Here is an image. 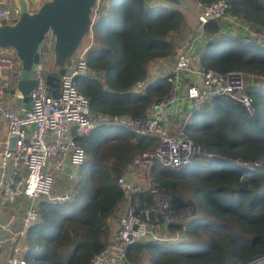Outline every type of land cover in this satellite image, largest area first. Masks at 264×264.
<instances>
[{"label": "trees", "instance_id": "16d2710c", "mask_svg": "<svg viewBox=\"0 0 264 264\" xmlns=\"http://www.w3.org/2000/svg\"><path fill=\"white\" fill-rule=\"evenodd\" d=\"M193 1L207 6L216 0ZM226 2L227 13L249 25L255 37L222 34L221 26L210 22L203 27L206 41L199 65L205 70L264 78V45L256 37L264 33V0ZM191 16L161 0L100 2L85 61L103 74L104 81L88 76L74 79L90 110L139 120L153 103L167 98L171 93L167 77L151 82L141 93L131 90L148 78L150 63L177 55L178 44L200 30L198 23L193 26ZM263 83L261 91L250 94L253 116L237 103L214 99L193 110L189 124H179L178 130H184L203 150L189 165L169 170L152 162L145 167L150 182L162 191H190L191 200L174 199L177 210H189L192 218L185 227L167 226L172 235L181 236L165 243L144 241L129 246V264H141L143 253L149 264H250L264 257ZM74 138L86 161L78 169L69 200L39 201L38 222L28 230L20 255L28 264H91L105 248L108 219L124 199L117 180L134 157L159 145L156 136L115 124ZM251 163L258 167L245 168L244 164Z\"/></svg>", "mask_w": 264, "mask_h": 264}, {"label": "built area", "instance_id": "2783aa9c", "mask_svg": "<svg viewBox=\"0 0 264 264\" xmlns=\"http://www.w3.org/2000/svg\"><path fill=\"white\" fill-rule=\"evenodd\" d=\"M45 1L27 0L29 11H35ZM99 5L100 0L92 10L93 21ZM196 10L200 26L197 39L203 38V27L210 22L218 23L221 32L224 29L236 32L232 28L245 25L227 13L226 0H216L207 6L196 3ZM19 12L18 6L0 8V24H14ZM243 30L255 37L250 27ZM256 37L264 45V33ZM48 42L49 39L44 41L29 110L22 109L24 103L16 88L20 68L15 53L0 48V209L13 207L21 198L26 200L18 229L13 228L11 222L0 221V234L4 236L0 247L10 245L13 254L8 264H28L20 255L28 230L38 222L39 201H53L51 193L56 179L67 177L69 181L75 182L78 169L85 163V152L76 143L75 136H86L107 124L125 126L140 135L156 136L158 147L134 157L131 165L134 168L147 167L156 162L169 170H179L189 165L197 154H203V150L184 130L172 132L169 129L168 114L175 112L172 107L181 94L190 102L192 111L202 109L214 99H225L241 105L247 115L253 116V99L245 92V87L261 85L264 81V78L256 75L237 71L220 73L205 70L200 65L195 67L192 63L193 47L189 45L175 56L171 74L166 76L171 84L170 95L153 103L143 118L133 120L118 115L93 113L87 98L77 90L74 79L88 76L103 82V74L90 69L85 61V53L78 52L73 65L59 77L54 97L46 83L47 73L43 65L45 58L50 57ZM150 83L148 78L139 81L131 92L141 93ZM2 124L5 131L1 130ZM244 166L253 170L258 167V163ZM117 184L124 194V210L117 229L108 238L105 248L91 260V264H129L126 260L129 246L149 238L169 241L167 238L160 239L159 235L167 232V226L174 224L179 213L172 191H162L151 182L142 189L123 177L117 180ZM70 194L69 190L56 201H67ZM140 195L149 196L151 200H142ZM263 260L264 257L258 258L250 264H259Z\"/></svg>", "mask_w": 264, "mask_h": 264}, {"label": "water", "instance_id": "95a60500", "mask_svg": "<svg viewBox=\"0 0 264 264\" xmlns=\"http://www.w3.org/2000/svg\"><path fill=\"white\" fill-rule=\"evenodd\" d=\"M99 0H47L36 11L19 1V17L12 24H0V48L15 53L19 64L17 91L22 96L24 110L30 109L31 92L41 62L44 41L57 75L46 74V83L56 97L59 77L69 69L85 38L91 36L92 10ZM172 7H184L181 0H161ZM261 85H247L245 92L261 91Z\"/></svg>", "mask_w": 264, "mask_h": 264}, {"label": "crops", "instance_id": "0c3cea01", "mask_svg": "<svg viewBox=\"0 0 264 264\" xmlns=\"http://www.w3.org/2000/svg\"><path fill=\"white\" fill-rule=\"evenodd\" d=\"M19 1H21V0H2V4L0 5V8H9V7H13V6L19 7V4H18ZM24 1L27 3V0H24ZM188 4H189L188 2L186 4H184V7H183L184 10H188V9H186ZM194 6L196 8V3L194 4ZM191 18H192L193 26H195L197 24V19H196L197 18V12H196V16L192 15ZM232 31H233V29H232ZM199 32H200V30L197 32H194V34L192 33L191 36L186 40L185 43H183V44L181 43L182 49L184 47L192 45V47H193L192 63H193V66H195V67H197L199 65L198 57H199L201 51L203 50V46H204V43L206 41L205 36H203V38H201V39L196 38V36L198 35ZM230 32H231V30L226 29V31L222 32V34H231ZM7 53L9 54L10 51ZM175 56H173L172 58H166V59H162V60L160 59V60H157V61L150 63L149 68H148V80L150 82L154 83L159 78L169 76L171 74L172 67L174 65ZM43 65L45 67V71L47 74H50V75H57L58 74V68H56L53 65V61L51 59V56L45 58ZM17 104H19V103H17ZM16 108L18 109L19 105ZM172 109H175V112L168 114V119L170 121L169 122V125H170L169 129H170V131L174 132V131L178 130V128H176L175 126L177 124L182 123V121L184 120V116L189 113L188 112L189 109H191V111H192V108H191L190 102L187 101L185 99V97L181 94V96L176 101L175 106H173ZM1 130L5 131L4 124H2ZM136 170L137 169L134 168L132 165L127 167L126 172L123 176L124 179L127 182H130V180L134 181L135 180L134 175H136V176L140 175V173H137ZM52 198H53L52 202H57L56 199L59 197H52ZM25 206H26V200L21 198L18 200L17 204L14 205L13 207H10L7 209H0V221L2 223L11 222L13 228L18 229L20 227V222H21L22 215L24 213ZM123 210H124V205L122 202L115 209L114 214L108 219V226H107L108 238H110V236L113 234V232L117 229L118 220H119V217L122 214ZM3 239H4V236L1 233L0 234V242ZM23 245H25V240L23 241ZM0 249H2V251H3L1 253V256H0V264H8L9 260L13 256V254H12L10 259L8 257L10 255V254H8V251L10 253L12 252L10 245H7V244L3 245L2 247H0Z\"/></svg>", "mask_w": 264, "mask_h": 264}, {"label": "rangeland", "instance_id": "374dc122", "mask_svg": "<svg viewBox=\"0 0 264 264\" xmlns=\"http://www.w3.org/2000/svg\"><path fill=\"white\" fill-rule=\"evenodd\" d=\"M181 1H183L184 4H186L188 2L189 4L187 5V8H186L188 10H185V11L189 12L191 15L196 16V12L197 11H196V8L194 6V4H195L194 1L193 0H181ZM100 2L105 4L106 0H100ZM39 7H37L36 10ZM174 8L180 9V8H183V6L182 7H174ZM246 27L249 28V25H246V24L244 25L243 24L242 27H239L237 25V26H235L236 29L232 28L236 32H230V33L238 35V36H244V35L248 34V33H246L243 30ZM224 31H226V30L224 29ZM224 31L222 30V32H224ZM91 46H92V39H91V36H89V37L85 38L84 41L82 42V44L80 46V49H79V53H85L87 51V49H89ZM178 46H179L178 47L179 50L181 51V49H182L181 44H178ZM20 99H22V97H20ZM21 107H22V109H24V104L21 105ZM188 112L189 113L184 116V120H183V122L185 121L186 124H189L190 121L192 120V117H193V111H191V109H189ZM175 127L179 128V124H177ZM201 162H202V164H207V163H205L206 162L205 160H201ZM136 169H137L136 170L137 173H140V175H137V176L134 175L135 180L134 181L130 180L129 183L132 184V185H138L142 189L147 188V186L150 183V178H149V175H148V171H146V168L144 166L137 167ZM73 183L74 182L69 181L67 177H60V178L58 177L56 179V181H55L54 186H53L51 197H62L67 191H69V190L72 191L71 188L73 186ZM160 194H162V193H160ZM171 195L173 196V198H180L181 201H183V202L191 200V198H192V195H191L190 191L188 189H186V188H181V189L177 190L175 193H173ZM191 218H192L191 217V212L189 210H181V211H179L176 219L174 220V224L182 225L183 227H185ZM175 236H181V235L180 234H175V235L173 234L172 235L171 232H168V231L167 232H163V233H161L159 235L160 239H166V238L167 239H172ZM176 239H177V237H176ZM146 241H151V242H156V243H165L163 241H161V242L160 241H156L153 238H149ZM2 252H3L2 249H0V256H1ZM8 254H10L8 256L9 259H10L11 256H12V252L10 253L8 251ZM141 264H149L148 263V255L145 254V253H143L142 256H141Z\"/></svg>", "mask_w": 264, "mask_h": 264}]
</instances>
